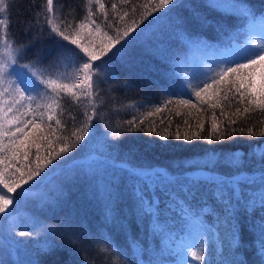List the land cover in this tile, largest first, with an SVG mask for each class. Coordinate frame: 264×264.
I'll return each instance as SVG.
<instances>
[{"label": "snow or ice", "instance_id": "1", "mask_svg": "<svg viewBox=\"0 0 264 264\" xmlns=\"http://www.w3.org/2000/svg\"><path fill=\"white\" fill-rule=\"evenodd\" d=\"M60 2L61 0H57V3ZM91 2L92 0H89V3ZM95 2L103 11L105 5L99 0ZM63 3L64 7L61 8L59 15L56 14L54 0H44L43 7L37 5L35 9L37 15L32 18V24L28 27V43L23 48L16 49L12 48L7 40L9 20L6 13L10 9V3L9 0H0V41L3 42L7 52L6 58H0V97L12 98L11 103L0 106V185H2L0 188V221L8 223L9 233L18 246H25L26 241L16 237L31 239L34 231L42 228L52 236L60 234L74 250L77 246L84 244L94 248L103 244L110 251L114 241L103 235L89 239L91 234L79 231L81 225L75 217L66 216L59 219L55 227H49L37 219H30L25 226L19 222V217L15 214V206L23 204L29 197L37 196L39 187L57 169L77 160L75 154L78 151L84 153L81 160H88L86 154L89 153L90 145L96 143V129L101 120L99 114L104 111L103 107H97L95 101L103 95L101 89L105 83L118 79L116 61L124 59L128 47L135 43L146 30L167 18L178 4L177 0H147L138 20L134 18L137 14L135 9L131 13L133 18L130 23L125 21V18L130 16L129 12L125 11L119 17L121 21H125L123 27L116 25L115 21H111L105 14L103 20L105 30L102 32L101 25L97 23L95 10L90 9L77 23L76 20L79 17L73 15L70 10V0H63ZM169 5L172 8H169ZM207 6L212 9L217 8L213 0H207ZM112 8L115 9L116 5L112 4ZM156 13L160 15H155ZM235 13L244 22L241 27L243 28L244 24L247 25L242 34L243 39H237L228 46L216 50L215 59L208 62L207 71L202 70L199 75L191 73L189 76L188 72H184L183 76L178 75L188 68V65L185 60H180L179 57L174 58L175 68H171L174 80L168 87V91L171 96L187 98H177L175 101L168 99L165 107L175 103L177 106L197 109L200 112L203 109L192 103L194 95L200 104H206L213 110L220 109L219 117L213 114L210 129L206 130L205 122L198 120L196 131L185 132L181 135L178 125L175 132L176 140L188 143L193 140H203L212 144L213 142H226L234 138L237 133L241 136L264 137V130L257 133L253 128H248L247 132L243 127L237 129L235 125L238 124V119L234 118L239 117L241 113H249L253 109H258L261 114H264V43H255L256 40L264 41V17L257 19L253 12L242 4ZM149 17L152 19L149 20ZM209 23L207 17H201L194 12L190 20L177 17L171 23V27L176 33L192 40L199 37L193 30L194 27L196 25L205 27ZM41 28L42 31H40ZM37 32L40 35L46 34L56 42L58 49L56 58L45 57L39 50L33 51L36 49L33 35ZM152 35L155 36L156 31H153ZM245 40L247 42H244ZM25 60L31 62L22 63ZM62 63L73 69L71 77L51 78ZM45 74L49 78H45ZM193 81H198V83H193ZM130 86V84L124 85V87ZM45 92L50 95L49 102L43 105L48 110V121L53 120L54 109L60 106L63 94H67L66 103L73 98L80 99V97L92 102V114H86L87 118L71 131L69 137L56 136L54 141L50 136L40 134L44 129L41 123L36 122L35 117L33 119L24 118L28 115L24 111L25 107L31 111V105L35 103L36 98ZM224 101H228L229 104L235 101L238 105L231 115L226 113L227 106L223 103ZM41 107L37 105V109ZM161 111V107L155 108V112ZM179 115L180 113L177 112V116ZM42 116L43 113H41ZM221 118H223L222 124ZM61 123L60 119L55 120L57 126ZM144 123L143 119L138 122L136 118L129 119L124 132L147 131L162 141L170 139L171 122L165 128V132L169 134L164 135L155 126L146 129ZM183 124L191 128L187 120H184ZM29 125H31L30 128ZM48 127L51 128V125ZM37 130H40V133H37ZM55 131L56 129L51 130L52 135ZM42 140L46 141L43 145ZM110 142L119 144L116 132H113V139ZM149 143H154V141ZM54 144L60 145L58 150ZM162 146L167 145L162 144ZM42 147L46 152L43 157L40 155ZM211 151L215 163L212 167L205 165L203 170L213 175H217L216 170L220 167L230 170L219 175L224 178L219 184L215 181L200 179L188 180L184 185L175 187L179 182L171 177H174L176 173L167 166H158L163 171L153 172L151 165L121 167L113 163V167L120 173L119 178H114L109 185L98 188L101 192L105 223L113 222L119 204L125 199L130 201V207L125 210L126 215L134 217L138 226L143 221L147 225L146 232H152L154 219L158 222L164 209L172 211L169 204L163 203L165 200L170 204L183 206L192 213L194 219H199L193 204L197 196H201L204 203L200 207L206 208V205L211 203L213 212H216L217 208H225L228 236L222 240L218 248L210 244L206 246L204 240L206 235H202L195 246H186L180 242L178 247L181 251L177 252L176 257H180L182 252L183 261H175V264H212V261L207 259L209 254L229 257L226 264H247L246 258L239 251L241 247L239 230L237 223L233 221H236L237 213L241 209L248 213L254 212L257 207L264 209V157L258 161L261 166L258 180H237V177L247 173L243 156L233 152L231 155L225 154L221 157L214 149ZM97 154L103 156L99 150ZM81 167L88 168L85 177L92 172L90 164H82ZM197 167L193 166L192 169L197 170ZM129 177H131V183H129ZM68 179L71 181L73 177H68ZM158 181H163V183H158ZM252 185L259 187L253 196L249 197L246 193ZM5 189L6 192H4ZM9 193H16V195L9 196ZM258 223L259 247L256 248L255 254L258 264H264V219ZM50 248L51 242L49 241L45 243L42 251ZM116 248V256L120 260H125L126 264H140V260L132 255L131 245L126 249L120 248L119 245H116ZM17 253H19V248ZM189 256L191 259H188ZM31 264H37V261L33 260Z\"/></svg>", "mask_w": 264, "mask_h": 264}, {"label": "trees", "instance_id": "2", "mask_svg": "<svg viewBox=\"0 0 264 264\" xmlns=\"http://www.w3.org/2000/svg\"><path fill=\"white\" fill-rule=\"evenodd\" d=\"M70 2V10L73 15L79 17L76 20L77 23L90 9L95 10L97 23L101 25L102 32L105 30L103 27L105 14L111 21H115L116 25L123 27L125 21L131 22L133 18L131 13L134 9L137 10L134 18L138 20L147 4V0H126V2L125 0H99L105 5L101 11L95 0L91 3L89 0H70ZM9 3L10 9L6 13L9 20L7 40L12 48H23L28 43V27L32 24V18L37 15L36 6L43 7L44 0H9ZM213 3L217 5V8H209L207 0H177L178 6L167 18L146 30L135 43L128 47L124 59L116 61L118 79L105 83L101 89L103 95L95 101L97 107H103L104 111L99 114L101 120L96 129V143L90 145L89 153L86 154L88 160H81L84 153L78 151L75 154L77 160L57 169L39 187L37 196L29 197L23 204L15 206V214L19 217V222L25 226L30 219H37L49 227H55L59 219L66 216L75 217L81 225L79 231L91 234L89 239L103 235L114 241L111 250H107L103 244L95 248L84 244L77 246L74 250L60 234L52 236L42 228L36 229L31 239L16 237L26 241L25 246H18L9 233L8 223L0 221V264H31L33 260L37 261V264H126L125 260H120L116 256V245L125 249L131 245L132 255L140 260V264H175L176 254L181 250L173 247L174 241L177 234L184 231V225H188L185 219L175 211L176 204H170L167 200L163 201L169 204L172 211L164 209L160 214L161 219L158 222L154 219L152 232H146L147 225L143 221L138 226L134 217L126 215L125 210L130 207V201L126 199L119 204L113 222L105 223L101 192L98 188L109 185L114 178H119L120 173L113 167V163L121 167L151 165L153 172L163 171L158 166H167L176 173L174 177H171L179 182L175 187L184 185L188 180L200 179L215 181L219 184L224 180L219 175L229 172L228 168H218L217 175L203 170L205 165L212 167L215 163L211 151L214 149L221 157L225 154L231 155L233 152L243 156L247 173L237 177V180L259 179L261 166L258 161L264 157V137L241 136L237 133L234 138L226 142H213L212 144L203 140H193L191 143L176 140L175 132L178 125L181 135L185 132L196 131L198 120L205 122L206 130L210 129L212 116L215 114L219 117L220 109L213 110L206 104H200L194 95L192 103L203 109L200 112L197 109L177 106L175 103L165 107L168 99L175 101L177 98H187L171 96L168 91V87L174 80L171 68H175V57L185 60L188 65V68L178 75L183 76L184 72H188L189 76L191 73L199 75L202 70H208V62L215 59L216 50L228 46L237 39H243L242 34L247 25L244 24L242 28L241 24L244 22L235 13L239 5L242 4L251 10L257 19L264 17V0H213ZM112 4L116 5L115 9L112 8ZM54 7L56 14L59 15L61 8L64 7L63 0L60 3L54 0ZM169 8L172 6L169 5ZM125 11L129 12L130 16L126 17L125 21H121L119 17ZM194 12L201 17H207L210 23L205 27L196 25L193 30L199 37L189 40L187 36L176 33L171 23L177 17L190 20ZM155 15H160V13ZM151 19L152 17H149V20ZM42 30L41 28L40 31ZM153 31H156L155 36L152 35ZM33 39L36 41V49L33 51L39 50L45 57L53 59L58 56L57 44L49 36L40 35L37 32L33 35ZM255 43H264V41L256 40ZM3 53L7 54L3 42L0 41V55ZM30 62V60H25L22 63ZM72 73L73 69L62 63L51 78L60 76L63 79L64 76L71 77ZM45 78H49L47 74ZM193 83H198V81H193ZM125 84L131 86L124 87ZM66 96L67 94L62 95L60 106L54 109L55 115L52 121L47 120L48 110L43 107L49 102L50 95L47 92L36 98L35 103L31 105V111L25 107L24 111L28 115L24 118L33 119L35 117L36 122L41 123L44 129L43 133H40V130H37V133L50 136L54 141L56 136L69 137L71 131L79 126L87 115L92 114L93 109L92 102L84 97L73 98L66 103ZM11 99L9 96L0 97V106L11 103ZM223 103L227 106L225 111L229 115L238 106L235 101L231 104L228 101ZM37 105L42 107L37 109ZM141 105L144 106L141 107ZM156 107H161L162 111L155 112ZM177 112L180 113L179 116ZM41 113H43L42 117ZM149 113L153 114L148 115ZM133 118H136L137 122L143 119L146 129L155 126L162 135L170 133V139L162 141L147 131L125 133L127 120ZM234 118L238 119V124L235 125L237 129L243 127L247 132L248 128H253L257 133L264 130V114H261L258 109H253L249 113H241L239 117ZM56 119L62 121L59 126L55 124ZM184 120L189 122L191 128L183 124ZM169 122H171V127L169 133H166L165 128L168 127ZM222 123L223 118H221ZM48 125H51V128ZM52 129H56L54 135H52ZM113 132H116L119 144L110 142L113 139ZM150 141L154 143H149ZM45 143L46 141H41L42 145ZM162 144L167 146H162ZM59 146V144H54L57 150ZM97 150L103 153L102 157L97 154ZM40 155L42 157L46 155L43 147ZM82 164L91 165L92 172L87 177H85V172L88 168H82ZM193 166H198L197 170H193ZM196 172L200 175L194 174ZM248 174L254 175L249 176ZM68 177H73V179L69 181ZM131 182V177H129V183ZM158 183H163V181H158ZM255 190L256 188L250 189L246 195L253 196L252 193ZM8 195L15 196L16 193ZM203 203L202 197L197 196L193 204V208L199 215L198 220L215 228L222 242L228 236V225L225 222L227 212L225 208H217L216 212H213L211 203L207 204L206 208H202L200 205ZM190 214L192 215L191 212ZM262 219H264V209L257 207L252 213L241 209L237 213L236 221H233L237 223L239 230L238 235L241 242L239 251L246 258L247 264H258L255 252L259 247L258 222ZM49 241L51 248L42 251L45 243ZM209 244L212 245L211 241H206V246ZM18 248L19 253H17ZM180 256H183L182 252ZM207 259L212 261V264H226L229 257L209 254Z\"/></svg>", "mask_w": 264, "mask_h": 264}, {"label": "rangeland", "instance_id": "3", "mask_svg": "<svg viewBox=\"0 0 264 264\" xmlns=\"http://www.w3.org/2000/svg\"><path fill=\"white\" fill-rule=\"evenodd\" d=\"M6 56L7 54L3 53L2 55H0V58H6ZM1 106L5 105L3 104ZM9 115H11V113H9ZM194 174L200 175L198 172ZM258 187V185H252L250 189H257ZM175 211L179 213L180 217L185 219V221L188 223V225H184V231L177 234V238L174 241L173 245L175 249H180L178 247L180 242H183L186 246H195L202 235H206L204 237L205 242L209 240L214 247L218 248L220 246L219 243H221V241L218 238V233L215 231V228L207 225L206 223H203L201 220L194 219L190 212L181 205H176ZM199 224H201L202 226H200ZM175 259L176 261H181L183 260V256L176 257ZM188 259H191V257L189 256Z\"/></svg>", "mask_w": 264, "mask_h": 264}]
</instances>
